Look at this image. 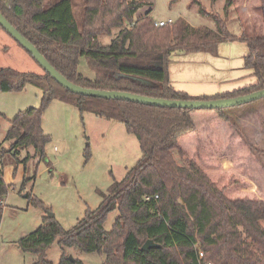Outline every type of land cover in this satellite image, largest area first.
<instances>
[{"label":"trees","instance_id":"16d2710c","mask_svg":"<svg viewBox=\"0 0 264 264\" xmlns=\"http://www.w3.org/2000/svg\"><path fill=\"white\" fill-rule=\"evenodd\" d=\"M231 3L226 0L225 13ZM144 4V0H85L79 33L66 39L45 31L43 22L35 19L51 7L44 0H0V11L60 73L83 87L178 99L234 97L264 88V31L231 33L217 16H213L215 29L194 27L182 17L156 26L150 9L136 15ZM260 7L264 28V0ZM103 35L110 36L108 43L101 41ZM236 40L247 46L244 67L252 71L255 82L215 95L190 96L174 88L169 74L172 54H214L220 43ZM80 57L92 78L78 71ZM28 84L42 90L41 104L19 110L9 119L0 142V223L9 188L2 156L7 151L16 156L21 148L31 146L34 155L45 157L50 136L43 131L42 112L51 99L74 104L81 113L90 111L121 122L136 137L141 152L122 179L98 190L100 203L87 207L72 227L66 229L53 216H43L37 228L15 241L22 251L36 256L32 264H49L46 249L56 239L62 249L58 264H84L78 257L70 260L68 248L103 254L102 264H264V200L227 197L178 142L180 136L195 131L191 113L201 110L84 96L65 89L43 69L40 73L0 68V90H22ZM213 110L225 116L224 108ZM4 118L0 113V123ZM5 141L10 142L9 150L2 145ZM115 209L118 216L105 230L104 222ZM147 239L158 246L142 249Z\"/></svg>","mask_w":264,"mask_h":264},{"label":"rangeland","instance_id":"374dc122","mask_svg":"<svg viewBox=\"0 0 264 264\" xmlns=\"http://www.w3.org/2000/svg\"><path fill=\"white\" fill-rule=\"evenodd\" d=\"M144 1L146 4L136 15L150 9L149 15L156 22L182 17L194 27L215 29L213 16H217L231 33L243 31L253 35L264 31L260 0H232L226 13V0ZM44 2L51 7L35 15V19L43 22L45 31L65 39L79 33L78 21L85 0ZM100 38L104 43L110 41L108 35ZM14 42L1 28L0 68L41 73L40 65ZM78 71L93 77L84 57L79 59ZM41 95L42 90L30 84L22 90H0V113L6 117L0 123V142L9 119L19 110L39 106ZM224 115L200 120V129L192 136L180 138L179 144H184L182 149L227 197L264 200V97L225 107ZM42 128L50 136L44 158L34 155L31 146L21 148L16 156L11 151L2 156L3 178L9 188L3 199L0 223V264H32L36 256L22 251L15 241L37 228L49 213L64 228L72 227L87 207L95 208L100 203L98 190L105 191L113 179H122L141 155L136 137L127 133L121 122L90 111L81 113L76 105L64 100L53 98L45 105ZM2 145L9 150L10 142ZM174 156L179 161L177 153ZM28 193L43 206L30 202ZM117 216L116 209L108 214L105 230L111 229ZM61 252L56 239L46 249V260L58 264ZM67 252L84 264H102L104 260V255L96 252L73 248Z\"/></svg>","mask_w":264,"mask_h":264},{"label":"crops","instance_id":"0c3cea01","mask_svg":"<svg viewBox=\"0 0 264 264\" xmlns=\"http://www.w3.org/2000/svg\"><path fill=\"white\" fill-rule=\"evenodd\" d=\"M14 43L23 50L21 46H17V42ZM247 51L246 44L236 40L220 43L214 54L176 52L169 57L170 81L176 90L190 96L215 95L252 84L256 79L252 71L244 67L243 62ZM191 116L195 119L196 132L200 129L197 122L205 118H216L218 113L214 110H201L192 112ZM194 132L180 136L178 142L180 138L192 136ZM180 146L183 147L184 144Z\"/></svg>","mask_w":264,"mask_h":264},{"label":"water","instance_id":"95a60500","mask_svg":"<svg viewBox=\"0 0 264 264\" xmlns=\"http://www.w3.org/2000/svg\"><path fill=\"white\" fill-rule=\"evenodd\" d=\"M0 25L1 27L10 34L13 39L27 52L30 56L45 70L58 84L63 86L75 94H81L84 96L100 97L106 99H117L138 102L145 105H154L162 107H175L184 109L204 110V109H217L225 108L234 105L247 103L258 98L264 97V88L252 91L247 94L237 95L234 97H220V98H209V99H178V98H162L143 95L130 91L123 90H108L89 88L78 85L62 73H60L47 59L46 57L36 48V46L28 40L20 31H18L3 15L0 11ZM160 65V64H159ZM133 80H138L142 83L152 84L151 81L136 76H129ZM49 217L52 213L48 214ZM151 239H147L141 246L142 249L149 247H157ZM68 258L72 260V255Z\"/></svg>","mask_w":264,"mask_h":264},{"label":"built area","instance_id":"2783aa9c","mask_svg":"<svg viewBox=\"0 0 264 264\" xmlns=\"http://www.w3.org/2000/svg\"><path fill=\"white\" fill-rule=\"evenodd\" d=\"M171 20H169V21H158V22H156V21H154V24L156 25V26H162V25H164V24H166L167 22H170ZM155 197H156V195H155ZM0 203H1V201H0ZM205 264H209V263H205Z\"/></svg>","mask_w":264,"mask_h":264}]
</instances>
